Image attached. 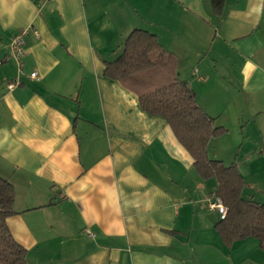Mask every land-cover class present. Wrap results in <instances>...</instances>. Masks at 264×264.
<instances>
[{"label": "crops", "instance_id": "0c3cea01", "mask_svg": "<svg viewBox=\"0 0 264 264\" xmlns=\"http://www.w3.org/2000/svg\"><path fill=\"white\" fill-rule=\"evenodd\" d=\"M25 28L20 74L10 42ZM136 28L177 57L178 76L217 124L264 116V0H225L221 13L212 0H0L10 231L28 264H264L254 237L225 244L210 206L218 182L200 175L167 120L105 75ZM214 139L208 155L223 160L210 154Z\"/></svg>", "mask_w": 264, "mask_h": 264}, {"label": "trees", "instance_id": "16d2710c", "mask_svg": "<svg viewBox=\"0 0 264 264\" xmlns=\"http://www.w3.org/2000/svg\"><path fill=\"white\" fill-rule=\"evenodd\" d=\"M224 2L212 0L216 13H221ZM177 64V57L163 48L154 33L136 28L127 37L122 53L106 62L104 73L137 93L145 111L163 116L194 157L200 175L217 180L215 195L228 211L215 227L225 244L254 237L264 250V202L243 196L246 183L236 163L227 165L209 157V142L227 129L217 125L199 105L194 89L178 76ZM15 196L14 185L0 176V264H28V250L7 225V218L16 212Z\"/></svg>", "mask_w": 264, "mask_h": 264}, {"label": "rangeland", "instance_id": "374dc122", "mask_svg": "<svg viewBox=\"0 0 264 264\" xmlns=\"http://www.w3.org/2000/svg\"><path fill=\"white\" fill-rule=\"evenodd\" d=\"M223 125L227 132L214 137L215 139L210 146V154L213 155L217 151L219 158H222L227 165L232 163L244 164V161H247V157L250 156L253 157L254 161L261 158L263 165H259L264 166V116L257 118V120L253 117L252 121H248L246 118L239 124L234 122ZM260 148L263 151L260 152ZM243 172L241 174L245 180L259 184L256 188L245 187V196L255 198L258 202H264V169H250L247 172L243 170Z\"/></svg>", "mask_w": 264, "mask_h": 264}, {"label": "built area", "instance_id": "2783aa9c", "mask_svg": "<svg viewBox=\"0 0 264 264\" xmlns=\"http://www.w3.org/2000/svg\"><path fill=\"white\" fill-rule=\"evenodd\" d=\"M28 28L21 29L17 33L14 34L12 37V40L10 42V48H11V57L17 62L19 66V73L23 74L22 67H21V59L24 55V46H25V37L28 34ZM31 77H38V72L33 71L31 72ZM22 80L21 77H16L10 81L7 82V88L10 90H13L14 88L21 85ZM210 206L213 209H217L221 215V218H225L227 215V207L216 195H213L210 199Z\"/></svg>", "mask_w": 264, "mask_h": 264}]
</instances>
